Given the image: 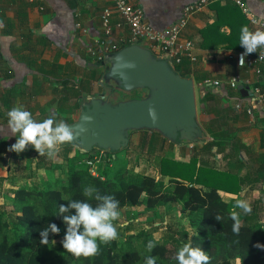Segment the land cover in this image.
Returning a JSON list of instances; mask_svg holds the SVG:
<instances>
[{"label":"crops","instance_id":"crops-1","mask_svg":"<svg viewBox=\"0 0 264 264\" xmlns=\"http://www.w3.org/2000/svg\"><path fill=\"white\" fill-rule=\"evenodd\" d=\"M130 1L142 3L149 22L160 29L178 18L186 2ZM247 1L251 11L264 19V0ZM218 2L226 5L233 1ZM111 4L112 0H0V21L3 22V27H0V180L4 184L9 183L5 177L8 174V156L13 155L12 159L18 160L32 157L42 166L49 160L39 153L33 155L35 149L31 145L19 154L8 151L18 136L7 125L9 109L22 105L37 122L52 115L57 121L63 118L70 123L78 117L80 99L102 91L98 80L104 69L98 66L87 48L102 35L101 13ZM215 5L211 2L194 13L184 31L195 44L197 60L188 61V75L194 79L195 88L198 87L197 119L208 139L179 145L156 131L136 130L131 132L128 146L133 140L141 145L140 140L146 143V151L150 153L147 160L157 164V178L160 176L158 164L161 157L189 161L196 156L198 165L236 174L240 191L219 190V194L232 207L236 199L247 200L252 212L244 215L236 209L240 212V223L258 221L264 228V104L254 105L252 111L248 110L252 106L253 88L260 86L264 92V75L259 76L252 68L239 65L235 53L245 52V49L227 47L231 27L226 14L223 15V24L214 30L222 41L213 42L215 46L211 48L203 46L202 32L218 18L220 12ZM241 13L247 20V26L255 30L242 10ZM112 27L114 38L123 46L120 41L128 39V25L115 15ZM235 76L239 77V82L233 88L229 81ZM214 80L220 81L219 86L213 83ZM50 111L59 113V116ZM214 137L222 145L206 147L205 143ZM61 150L57 157L65 158L66 147ZM70 151L67 155L73 157L75 151L72 155ZM117 153L121 154L120 151ZM142 172L151 174L145 170ZM19 187L10 190L12 196ZM177 205L179 213L186 217Z\"/></svg>","mask_w":264,"mask_h":264},{"label":"trees","instance_id":"trees-1","mask_svg":"<svg viewBox=\"0 0 264 264\" xmlns=\"http://www.w3.org/2000/svg\"><path fill=\"white\" fill-rule=\"evenodd\" d=\"M196 1L186 0L182 10ZM212 3L220 12L218 18L203 30V46L211 48L222 41L214 30L223 24V15L226 14L231 27L227 47L244 49L239 44L238 32L243 25H247V20L239 7L234 2L220 5L217 0ZM139 4L148 19L145 6ZM175 66L184 75L190 73L186 59ZM205 145L212 147L222 143L214 137ZM70 148L66 147L65 180L57 184L48 182L42 188L19 187L10 197L11 211L7 205L1 208L0 264H144V257L148 255L157 257L156 264H177L175 253L182 242L188 241L193 247L199 246L205 251L210 256L211 264H229L230 260L236 258L240 259L241 264H264V249L255 246L257 243L264 245L262 224L258 221L240 223L239 234L233 233V221L229 218L232 206L218 192L238 193L240 181L236 174L198 165L196 156L189 161L161 157L158 164L160 176L157 178L145 172L131 171L126 159L113 168L111 164L117 162L120 153L113 155L107 152L104 162L99 164V175L95 176L85 163L91 152L85 154L75 149L74 156L69 157ZM89 186L98 189L101 196L114 195L120 201V209L143 205L144 212H147L179 204L192 233L185 231L182 237L169 233L157 238L153 231L143 228L127 234L123 242L115 240L101 244L99 254L95 256L76 257L66 252L62 244L55 245V241L65 235L67 228L62 216L56 214L59 206L67 205L69 200L87 201L93 208L101 203L83 195L84 189ZM69 214H75V210L70 209L63 215ZM217 214L222 215L221 221L216 219ZM49 223H55L60 231L59 234L49 232V242L44 245L40 243V232ZM149 241L156 244L152 252L147 249Z\"/></svg>","mask_w":264,"mask_h":264},{"label":"water","instance_id":"water-1","mask_svg":"<svg viewBox=\"0 0 264 264\" xmlns=\"http://www.w3.org/2000/svg\"><path fill=\"white\" fill-rule=\"evenodd\" d=\"M118 58H122L119 63ZM125 61L134 62L135 67L127 68ZM97 64L104 69L98 80L102 91L80 99L78 117L68 124L78 125L84 115L91 116L92 122L78 146L62 147L115 155L128 146L130 134L136 130L156 131L179 145L208 139L197 119L194 79L177 70L169 53H155L136 41L105 52ZM150 105L158 117L155 124L148 116ZM37 153L35 150L33 155Z\"/></svg>","mask_w":264,"mask_h":264},{"label":"clouds","instance_id":"clouds-1","mask_svg":"<svg viewBox=\"0 0 264 264\" xmlns=\"http://www.w3.org/2000/svg\"><path fill=\"white\" fill-rule=\"evenodd\" d=\"M0 27L3 22L0 21ZM239 44L245 49L240 57V65L244 61V56L254 52H259V57L264 56V30H251L247 25H243L239 33ZM122 58H118L119 63ZM127 68H134L132 61H125ZM124 79L127 80L126 74ZM148 116L152 123H157L158 117L153 106L147 109ZM50 113H59L50 111ZM92 122V117L84 115L81 122L72 126L63 118L59 121L49 115L40 122L34 119L32 113L22 105L13 106L7 111V125L11 132L17 136L16 142L12 144L8 151L17 154L24 152L28 145H31L40 156L48 159H56L62 146L68 144L78 146L81 136L88 131L87 125ZM83 195L89 200L101 201L95 208L87 201L69 200L67 205H60L57 216H62L63 223L67 226L63 240V249L76 257H92L99 254L100 245L108 244L119 237L117 225L114 223L120 218V201L114 195L101 196L98 189L89 186L84 189ZM70 209L75 210V214L63 215ZM244 215L251 214V204L244 199H236L233 209L229 213V218L233 221L232 231L239 234L240 212ZM216 219L221 221L222 215L217 214ZM82 229V230H81ZM59 227L55 223H49L48 227L40 232V243L47 245L49 232L59 234ZM258 248L264 249V245L257 243ZM156 247L153 241H149L147 249L152 252ZM178 264H211L210 256L199 246L193 247L191 241L182 242L178 247L175 256ZM157 257L148 255L144 257V264H156Z\"/></svg>","mask_w":264,"mask_h":264},{"label":"built area","instance_id":"built-area-1","mask_svg":"<svg viewBox=\"0 0 264 264\" xmlns=\"http://www.w3.org/2000/svg\"><path fill=\"white\" fill-rule=\"evenodd\" d=\"M216 0H198L195 3L184 6L181 16L163 29H156L146 18L143 8L140 4L132 3L130 0H112V4L103 8L101 13L102 35L87 48V51L97 61L101 60L103 54L108 51H115L121 46L113 36L112 19L115 15L121 18L129 28V37L127 40L121 39L123 45L131 42L142 41L152 50L159 54L169 53L172 56L175 65L182 63L183 60L194 62L197 56L194 52V41L185 36L184 31L192 15L203 9L209 3ZM240 7L242 12L248 17L249 22L256 29L264 30V19L255 15L246 0H231ZM80 26V23H77ZM243 51L235 53L236 59L240 65V57ZM240 66L252 68L254 72L261 76L264 75V56L246 55ZM239 77L235 76L229 81L230 87L236 88ZM215 85L220 84L219 80H214ZM253 97L249 106L252 111L254 105L264 104V92L260 86L253 88ZM104 150H93L91 156L85 160L92 175H99V164L104 161L106 156Z\"/></svg>","mask_w":264,"mask_h":264},{"label":"rangeland","instance_id":"rangeland-1","mask_svg":"<svg viewBox=\"0 0 264 264\" xmlns=\"http://www.w3.org/2000/svg\"><path fill=\"white\" fill-rule=\"evenodd\" d=\"M196 92L199 96L198 87H196ZM139 142H141L142 145L133 140L130 146L121 150L117 162L111 164V166L113 168L118 165L120 166L121 162L126 159L127 167L131 171L142 172V170H145L156 176L157 164L155 165L147 160L150 153L146 151V143H143L141 140ZM189 149H192V146ZM69 150H71V155L75 151L73 147ZM190 154L192 155V152H190ZM12 158L13 155L8 156V160L6 161L8 174L5 177L8 179L9 183L5 182L4 184L3 181L0 180V211H2L3 209L1 208H4L6 205L9 210L12 209L9 201L12 196L10 190L14 189V187L25 186L29 188H42L45 187L48 182L57 184L67 178V163L63 157H57L54 160L49 159L44 164L45 166L38 164L39 161L36 162L35 159H31L32 157L27 158L25 156L20 160ZM13 160L15 161L13 162ZM103 162L104 161L100 164ZM143 209V205L119 209L120 218L114 222L118 228L119 237L117 240L119 242H123L127 234L140 231L143 228L153 231L154 236L157 238L169 233H174L175 235L182 237V233L185 231H188L190 234L191 227L189 226L188 220L184 215L179 213V206L177 204L165 208L158 207L151 212H144ZM63 237L64 236L56 240L55 245L62 244L61 241L63 240ZM236 263L240 264V260L232 259L229 262V264Z\"/></svg>","mask_w":264,"mask_h":264}]
</instances>
